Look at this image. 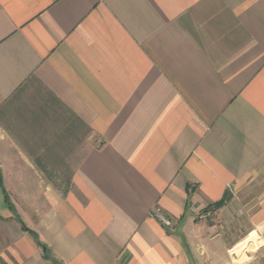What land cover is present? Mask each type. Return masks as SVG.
Instances as JSON below:
<instances>
[{
  "label": "crops",
  "instance_id": "1",
  "mask_svg": "<svg viewBox=\"0 0 264 264\" xmlns=\"http://www.w3.org/2000/svg\"><path fill=\"white\" fill-rule=\"evenodd\" d=\"M0 175L6 264L212 256L180 223L264 182V0H0Z\"/></svg>",
  "mask_w": 264,
  "mask_h": 264
},
{
  "label": "rangeland",
  "instance_id": "2",
  "mask_svg": "<svg viewBox=\"0 0 264 264\" xmlns=\"http://www.w3.org/2000/svg\"><path fill=\"white\" fill-rule=\"evenodd\" d=\"M254 185H257L258 189L254 187L249 191L237 192V203L231 212L224 214L221 209L197 211L195 214H188L180 223L195 225V229H201L200 232L203 234L205 232L203 228L215 225L211 232L224 234L214 244L216 246L212 256H207L203 247L199 248L201 256L198 264H264V197H256V194L264 193V190L259 188L264 186V182L258 181ZM245 232L247 235L239 239L237 245H229L235 234ZM243 242L245 243L242 244ZM207 245L206 248L212 250L213 246Z\"/></svg>",
  "mask_w": 264,
  "mask_h": 264
},
{
  "label": "trees",
  "instance_id": "3",
  "mask_svg": "<svg viewBox=\"0 0 264 264\" xmlns=\"http://www.w3.org/2000/svg\"><path fill=\"white\" fill-rule=\"evenodd\" d=\"M0 186L2 187V179H1V175H0ZM3 191H4V194H5V196H6L5 190H3ZM5 199H6L7 203H8L7 196L5 197ZM230 200H231V194H230L229 192H227V193H225V195H224V197H223V199H222L221 201H219V202H217V203H215V204H213V205L208 206V207L205 209V211H209V210H220V209H222L223 207H225V206L227 205V203H228ZM23 229H24L25 231L29 232V230H28L25 226H23ZM31 234H32V235L35 237V239L38 241V237H37V235L34 234V233H31ZM46 259L49 260V261L51 262V264H59L57 261L51 259V258L48 257V256L46 257ZM0 264H6V263H5L4 261L0 260Z\"/></svg>",
  "mask_w": 264,
  "mask_h": 264
},
{
  "label": "built area",
  "instance_id": "4",
  "mask_svg": "<svg viewBox=\"0 0 264 264\" xmlns=\"http://www.w3.org/2000/svg\"><path fill=\"white\" fill-rule=\"evenodd\" d=\"M160 220L166 226H170L171 225V222L164 216H160Z\"/></svg>",
  "mask_w": 264,
  "mask_h": 264
},
{
  "label": "water",
  "instance_id": "5",
  "mask_svg": "<svg viewBox=\"0 0 264 264\" xmlns=\"http://www.w3.org/2000/svg\"><path fill=\"white\" fill-rule=\"evenodd\" d=\"M44 250H46L45 247H44Z\"/></svg>",
  "mask_w": 264,
  "mask_h": 264
}]
</instances>
